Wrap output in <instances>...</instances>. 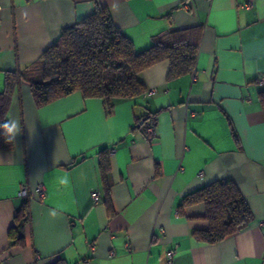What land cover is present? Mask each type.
I'll return each mask as SVG.
<instances>
[{"label": "crops", "instance_id": "crops-1", "mask_svg": "<svg viewBox=\"0 0 264 264\" xmlns=\"http://www.w3.org/2000/svg\"><path fill=\"white\" fill-rule=\"evenodd\" d=\"M97 5L136 51L170 27L200 26L194 79L168 78V61L155 63L139 74L155 91L117 99L110 112L79 91L38 106L21 82L8 110L20 131L0 151V264H164L170 249L172 264H264V0H0V92L5 71L26 69ZM218 180L235 182L253 221L203 243L192 236L207 227L203 205H179ZM26 201L25 243L13 245Z\"/></svg>", "mask_w": 264, "mask_h": 264}, {"label": "trees", "instance_id": "trees-1", "mask_svg": "<svg viewBox=\"0 0 264 264\" xmlns=\"http://www.w3.org/2000/svg\"><path fill=\"white\" fill-rule=\"evenodd\" d=\"M200 38V26L170 27L153 36L147 48L136 51L133 42L115 24L109 9L97 5L93 12L64 27L26 69L5 71V85L0 92V125L9 121L11 100L21 82L29 85L38 106L79 91L84 98L101 99L110 112L115 100L133 98L146 91L139 74L155 63L168 61V78L191 73ZM258 80H264V77ZM261 85L258 96L264 108V82ZM232 134L236 138L234 130ZM12 146V138L0 127V151L10 150ZM99 164L106 181L108 158L102 156ZM195 204L203 205L207 227L194 229L192 236L203 243H217L245 229L253 221L247 200L232 180L214 181L186 194L179 211ZM28 221L26 201L8 231L11 244L24 245V226ZM51 264L69 263L63 257H57Z\"/></svg>", "mask_w": 264, "mask_h": 264}, {"label": "built area", "instance_id": "built-area-1", "mask_svg": "<svg viewBox=\"0 0 264 264\" xmlns=\"http://www.w3.org/2000/svg\"><path fill=\"white\" fill-rule=\"evenodd\" d=\"M243 6L248 7L250 6L248 3L243 4ZM192 78L194 79V70L191 72ZM261 83L264 82V80L260 81ZM155 91L154 88L149 89L148 91H146V95H151L153 92ZM155 136V128L154 125H148L145 130H144V138L146 140H150L151 138H153ZM115 150L112 148L110 150V153H113ZM201 174V173H200ZM19 194L25 198H29L31 195L27 189L26 185H21L20 189H19ZM34 195L38 198H43L45 195V188L43 186V184H38L35 189H34ZM91 196L94 200H97L99 197V194L97 191L93 190L91 192ZM173 252L174 249H170L167 251V259L165 260L164 264H172V257H173ZM86 260V259H85Z\"/></svg>", "mask_w": 264, "mask_h": 264}, {"label": "clouds", "instance_id": "clouds-1", "mask_svg": "<svg viewBox=\"0 0 264 264\" xmlns=\"http://www.w3.org/2000/svg\"><path fill=\"white\" fill-rule=\"evenodd\" d=\"M0 127H3L6 130L7 135L12 139H15V136L20 131L19 121L17 120H10L8 122H5L3 125H0Z\"/></svg>", "mask_w": 264, "mask_h": 264}]
</instances>
